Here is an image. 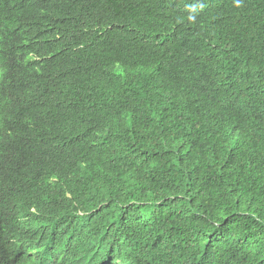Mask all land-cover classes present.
<instances>
[{"label": "trees", "instance_id": "16d2710c", "mask_svg": "<svg viewBox=\"0 0 264 264\" xmlns=\"http://www.w3.org/2000/svg\"><path fill=\"white\" fill-rule=\"evenodd\" d=\"M12 207L59 232L128 213L118 264H264V0H0Z\"/></svg>", "mask_w": 264, "mask_h": 264}, {"label": "clouds", "instance_id": "9594fccd", "mask_svg": "<svg viewBox=\"0 0 264 264\" xmlns=\"http://www.w3.org/2000/svg\"><path fill=\"white\" fill-rule=\"evenodd\" d=\"M128 215L118 212L112 218L105 219L100 229L83 227L74 232L55 223L62 229L59 232L52 225L53 222L39 223L27 215H20L12 207L8 220L0 225L3 236L11 243L9 250L12 249V253L9 257L12 264H118L116 250L120 246L119 234L132 230L120 223ZM14 223L16 228L13 230ZM17 232L20 239L15 248L17 242L14 235ZM100 241L106 242L110 249L101 247ZM155 250L157 254L142 255L148 257L147 264H217L218 260L213 251L207 253L205 249L199 259L187 260L177 244H172L164 253Z\"/></svg>", "mask_w": 264, "mask_h": 264}]
</instances>
